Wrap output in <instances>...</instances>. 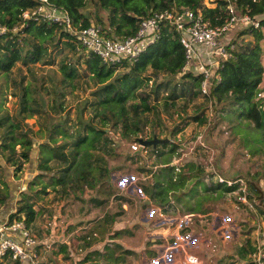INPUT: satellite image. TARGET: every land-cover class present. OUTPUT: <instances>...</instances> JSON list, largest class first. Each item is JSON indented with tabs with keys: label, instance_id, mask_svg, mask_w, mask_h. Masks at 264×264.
Returning a JSON list of instances; mask_svg holds the SVG:
<instances>
[{
	"label": "trees",
	"instance_id": "16d2710c",
	"mask_svg": "<svg viewBox=\"0 0 264 264\" xmlns=\"http://www.w3.org/2000/svg\"><path fill=\"white\" fill-rule=\"evenodd\" d=\"M47 1L66 11L75 30L95 24L101 34L108 37L133 34L141 18L163 8L199 11L203 20L209 24H218L226 16L227 4V0H211L213 6L205 5L202 0H92L95 10L89 13L84 9L87 0ZM229 1L239 13L254 17L257 26L242 27L232 37L230 42L233 47L228 48V57L220 58L210 77L208 91L201 93L199 85L202 74L195 73L191 66L185 64L178 34L168 22L160 26L158 36L147 43L134 60L104 63L96 54L85 50L74 33L62 23L37 15L22 16L24 10L35 7L39 0H0V169L5 168L4 163L8 162L14 173L19 172L21 163L30 158L32 139L42 134L45 137L44 141L36 144V167L39 171L29 180L26 188L18 192L14 211L8 213L5 223L21 219L24 226L29 228L35 215L33 204L39 193L47 189L62 193L66 187L79 188L82 184H88L90 171L78 175H73L71 171L82 151L87 149L103 153V158L100 155L92 156L89 163L99 167L96 179L101 181L104 196H109L113 192L108 184L111 185V182L107 180L109 170L119 169L120 166L106 167L107 157L117 156L115 147L118 141L111 134L118 130L120 138L134 140L147 122V112L154 111L158 117L160 104L164 112L171 116L169 106L176 104L179 98L186 104L192 97L202 96L204 105L194 115H187L183 107L185 104L180 101V109L186 118L206 124L223 121L229 133L237 137L246 152H264V92L262 95L257 94L264 91V84L259 87L264 79V46L261 42L264 38V0ZM243 34L250 35L251 39H239L238 35ZM59 42L66 45L69 51L56 62L59 76L48 72L50 89L40 85L41 78H38V84H23L22 77H19L12 78L11 89L6 91L8 74L16 62L25 66L36 62L53 64L48 46L54 47ZM81 75H86L90 80V83L86 81L88 84L84 85V89L89 90L90 98L75 104L76 121L68 123L67 115L61 113L66 94L63 88H75L79 84L76 80ZM48 93L52 94L50 102L47 100ZM7 94L15 96L17 102L12 116L3 107ZM207 107L210 109L209 117L201 111ZM83 108L89 109L86 118L81 116ZM52 110L59 119L43 121L36 130L23 121L32 114L44 113L45 117H49ZM179 129L176 127L170 130L171 135ZM154 134L152 129L150 136ZM58 138L61 139L59 142ZM16 145L19 151H16ZM176 146L163 143L162 150L170 153ZM154 150L158 151L157 148ZM159 162L153 168L144 169L150 173L151 178L138 183L143 194L159 206L167 205L171 198L179 201L185 195L193 199V202L185 203L184 210L206 212L214 207L210 199L214 200L224 192L235 191L238 187L235 182L239 176H221L222 180L210 179L204 183L202 177L206 172L192 160L184 161L177 171L174 165H165L171 162L170 159ZM158 165L161 166L157 168ZM165 168L168 175L161 178L160 173ZM154 175L156 178H153ZM242 176L246 201L236 198V202L240 207L253 205L256 212L264 214V187L258 181L259 175L245 173ZM226 179L231 183L227 184ZM0 182L1 207L8 195V184L2 178ZM34 186H37L36 191L30 192ZM238 192L241 193L239 188ZM117 198L127 201L121 195ZM261 243H264V239ZM254 249L255 245L246 239L236 247V253L246 259L233 264H251L247 254ZM6 262L21 264L2 255L0 264Z\"/></svg>",
	"mask_w": 264,
	"mask_h": 264
},
{
	"label": "crops",
	"instance_id": "0c3cea01",
	"mask_svg": "<svg viewBox=\"0 0 264 264\" xmlns=\"http://www.w3.org/2000/svg\"><path fill=\"white\" fill-rule=\"evenodd\" d=\"M148 147L134 151L137 162L127 159L129 164L109 170L107 180L113 190L109 196H104L101 181L96 179L98 174L90 172L88 184L66 187L62 193L46 190L36 197L29 228L39 240L35 246L38 264H182V250L194 253L203 264H233L246 259L236 253L243 242L237 246L231 242L219 214L210 216L212 222L207 224L203 221L208 218L202 216L212 210L189 212L183 209L182 200L174 199L159 206L143 194L138 183L150 176L144 169L160 163L155 162L156 157L146 159ZM35 150H31L27 167L18 179L7 174L8 195L0 207V222L14 210L18 192L36 170ZM96 155L103 158L100 151H82L71 168L73 175L89 171V160ZM136 163L140 165L135 167ZM120 195L127 201L117 198ZM193 214L198 218L194 225L190 218ZM211 237L219 238L215 248L210 246Z\"/></svg>",
	"mask_w": 264,
	"mask_h": 264
},
{
	"label": "rangeland",
	"instance_id": "374dc122",
	"mask_svg": "<svg viewBox=\"0 0 264 264\" xmlns=\"http://www.w3.org/2000/svg\"><path fill=\"white\" fill-rule=\"evenodd\" d=\"M202 3L208 6L214 5V2L211 0H202ZM84 9L89 13H93L95 10L93 1L87 0L86 8ZM91 21H93V19ZM241 28L242 26L237 25L236 27L231 29L227 34L229 39L231 40L232 37H235ZM262 29L264 32V28ZM238 38L248 40L251 39V36L248 34H243L238 35ZM261 42L264 46V38H262ZM49 50L50 55L53 57V64L47 65L41 62H36L25 66L16 62L11 68L10 73L8 74V86L6 88V91L9 92L11 89L10 81L12 80V78L19 77H22L21 81L23 84H25L26 82L38 84V78H41L40 85L43 87H49L50 89L51 81L48 78V72L54 74L57 77L59 76L56 62L61 58L63 54L67 53L69 49L66 45H63L61 42H59L54 47H51L49 45L48 51ZM262 61L264 65V53L262 54ZM205 66L212 69L213 64L206 61ZM77 81H79V84H77L75 88L70 89L69 86H64L63 88L64 91H66V94L63 98L64 107L63 110H61V113L67 115L68 123H73L76 121L75 119L77 116V112L75 109V104L80 103L84 98H90L88 88L84 89V85L90 83V80L87 78V76L81 75L77 78L76 82ZM86 81L88 83H86ZM262 84H264V79L259 87ZM263 92L264 91H260V95H262ZM51 96V93L47 94V100L49 102L51 101ZM181 99L182 98H179L176 101V104H172L169 106V113L171 114V116L164 112L160 104H158V117L155 115L154 111L147 112V122L143 126L142 131L150 136L151 130L154 129L155 135L159 137H164L169 133L170 139L174 141V144H177V146L174 148V151L170 153H166V150H162L163 143H158V146L156 145L157 147L149 146V151L145 152L146 159L156 157V159H154L155 162L170 159V161L173 162L172 165H174L175 171H177L180 165L182 166L184 164V161H195L197 164L203 167V172H206L202 177L204 183H207L210 181V179H212V174H207L208 172L214 173V179H218V176H220V178H222L221 176L228 178L239 176L240 178L235 182L238 186L235 191H226L223 195H221V197H215L214 200L210 199V202H213L214 204L211 212L213 214L207 213L202 216V218L204 219L208 218L207 221L203 222H207V224H209V221L212 222L210 216L214 215V213H217L220 215V219L223 220V227H226L228 229L226 233L232 240L231 242H234L233 244L237 246L238 242L242 243L245 239H247L253 245L255 243H260L262 239H260L259 237L257 238L256 233L259 231L264 232V214L256 212V209L253 205H249L248 207H240V205H238V202H236V197L238 188H240L239 186L242 187L245 185L242 174H258V181L262 185V187H264V152L258 151L253 154L246 152L245 149L238 143L237 137L229 133L226 123L223 121L218 124H213L214 122H212L211 124H206L205 122L197 123L194 120L186 118L185 113L187 115H194L196 112L200 111V108H202V106L204 105L202 96L196 95L192 97L191 100H189L186 104ZM151 100L152 99H150V101ZM180 101L185 104V106H183L185 113L180 109ZM3 107L12 116L17 107L15 96L7 94L6 99L4 100ZM88 110V108H83L81 110L82 118H86L88 116ZM201 111L206 116H210L209 107L203 108ZM58 119L59 116L52 110L50 111L49 117H45L44 113L40 115L32 114L31 116L24 118L23 121L30 125L32 129L36 130L38 127H40V124H42L43 121L47 120L53 122ZM176 127H180V129L171 135L170 130ZM117 139L118 145L115 147L117 156L107 157L106 166L109 164L112 168L114 167V165H120L119 168H122L125 164H129L128 162H125V160L127 159H131L134 162H137L138 159L133 158L134 155H137L136 152L132 151L129 148L130 139H122L120 137H118ZM44 140V134H42V136L40 137H34L32 139L33 144L31 150L36 149L35 151H37V142ZM60 140L61 139L58 138L57 141L59 142ZM154 148H157L158 151H155ZM15 149L16 151L20 150L18 145L15 146ZM29 155H31V151ZM28 161L29 160L21 163V170L17 173L13 172V169L8 165V162L4 163L5 168L0 169V178L6 181L7 174L11 173V176L13 178L18 179L23 170L26 169ZM137 164L140 165V163H136L134 166H138ZM35 169V172L31 173L29 178L27 179L25 188L29 180L39 171L37 170L36 166ZM88 170L94 175L95 173L99 174L98 166L91 165L89 166ZM167 175L168 171L165 168L160 173V176L161 178H166ZM149 178H151V176H149ZM153 178H156L155 175ZM115 182L117 183V180H115ZM136 182H138V180ZM108 184L110 188H112L110 183ZM25 188L21 190H24ZM36 189L37 186H34L30 192H35ZM171 199L173 200L174 198ZM181 200L183 203L188 202L185 195L181 197ZM229 202H233L236 204H233L234 206H230L231 203L229 205ZM179 209H182V207H179ZM235 214H237V216ZM190 218L192 219V224H196L198 218L195 216V214H193ZM205 228L208 229L209 227L207 226ZM218 230H220V228ZM210 242V246L212 247H214V245H216L217 247L218 244H220L218 237H211Z\"/></svg>",
	"mask_w": 264,
	"mask_h": 264
},
{
	"label": "built area",
	"instance_id": "2783aa9c",
	"mask_svg": "<svg viewBox=\"0 0 264 264\" xmlns=\"http://www.w3.org/2000/svg\"><path fill=\"white\" fill-rule=\"evenodd\" d=\"M37 15L43 19L62 23L85 50L96 54L104 63H114L120 60L132 61L147 43L153 41L159 34L160 26L168 22L178 34V41L182 45L185 64L191 66L194 72L202 74L199 85L201 93H206L211 83V76L220 58L228 57V48H232L228 32L240 25L257 26L254 17L246 13H239L233 3L227 0L226 16L221 23L209 24L203 20L199 11L188 8H163L152 11L139 20L136 31L127 36L108 37L101 34L99 27L90 24L74 29L66 11L54 7L47 0H39L35 7L24 10L23 17ZM206 61L213 64L212 69L206 67ZM260 95V92H257ZM114 139L119 137L118 130L112 134ZM137 137H148L144 131L138 132L136 138L129 142V148L136 151L144 149ZM214 174V173H213ZM218 179L220 176H218ZM239 179V178H238ZM237 179V180H238ZM230 184L229 179L225 180ZM237 199L245 202L244 186H240ZM259 238L264 239V232L259 231ZM39 242L30 228H26L21 219H14L9 223L0 222V257L7 255L11 260L21 264H38L35 259V246ZM46 247H49L48 244ZM255 249L247 254L251 264H264V243H255ZM182 264H203L199 257L188 250H182Z\"/></svg>",
	"mask_w": 264,
	"mask_h": 264
},
{
	"label": "water",
	"instance_id": "95a60500",
	"mask_svg": "<svg viewBox=\"0 0 264 264\" xmlns=\"http://www.w3.org/2000/svg\"><path fill=\"white\" fill-rule=\"evenodd\" d=\"M138 142L140 143L141 146H148L150 145L151 147H155L158 143H169V144H174V141L170 139V135L164 136V137H159L154 135L148 136V137H137ZM173 162H169L165 165H172ZM161 165H158L157 168H159Z\"/></svg>",
	"mask_w": 264,
	"mask_h": 264
}]
</instances>
